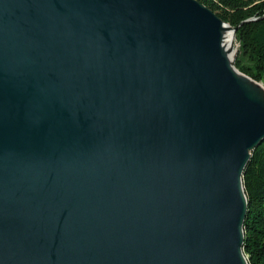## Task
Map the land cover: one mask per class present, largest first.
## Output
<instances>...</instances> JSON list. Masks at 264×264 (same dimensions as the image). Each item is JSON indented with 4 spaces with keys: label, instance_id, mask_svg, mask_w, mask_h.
<instances>
[{
    "label": "water",
    "instance_id": "water-1",
    "mask_svg": "<svg viewBox=\"0 0 264 264\" xmlns=\"http://www.w3.org/2000/svg\"><path fill=\"white\" fill-rule=\"evenodd\" d=\"M235 30L198 0H0V264H248L264 87Z\"/></svg>",
    "mask_w": 264,
    "mask_h": 264
},
{
    "label": "trees",
    "instance_id": "trees-1",
    "mask_svg": "<svg viewBox=\"0 0 264 264\" xmlns=\"http://www.w3.org/2000/svg\"><path fill=\"white\" fill-rule=\"evenodd\" d=\"M236 27L235 67L264 83V0H198ZM242 183L247 198L243 253L248 264H264V140L251 152Z\"/></svg>",
    "mask_w": 264,
    "mask_h": 264
},
{
    "label": "bare ground",
    "instance_id": "bare-ground-1",
    "mask_svg": "<svg viewBox=\"0 0 264 264\" xmlns=\"http://www.w3.org/2000/svg\"><path fill=\"white\" fill-rule=\"evenodd\" d=\"M224 46H225V49L227 50H231L232 49V37H231V32L230 31H227L225 33V36H224ZM234 50H232L229 54V56L231 57L233 55V52ZM263 87V86H262Z\"/></svg>",
    "mask_w": 264,
    "mask_h": 264
},
{
    "label": "rangeland",
    "instance_id": "rangeland-1",
    "mask_svg": "<svg viewBox=\"0 0 264 264\" xmlns=\"http://www.w3.org/2000/svg\"><path fill=\"white\" fill-rule=\"evenodd\" d=\"M232 47L233 49L235 50V56H234V60H233V64L235 62V58L237 56V53H238V49H239V44L238 42L236 41V37H235V33H234V39H232ZM234 52V51H233ZM235 66V65H234ZM236 68V67H235ZM242 73V72H241ZM244 74V73H243ZM258 82V81H257ZM262 84V86L264 87V83L260 82Z\"/></svg>",
    "mask_w": 264,
    "mask_h": 264
}]
</instances>
